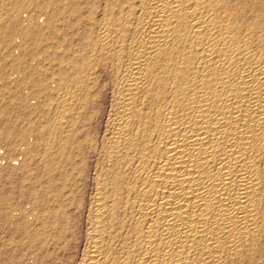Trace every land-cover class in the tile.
<instances>
[{
	"label": "bare ground",
	"instance_id": "6f19581e",
	"mask_svg": "<svg viewBox=\"0 0 264 264\" xmlns=\"http://www.w3.org/2000/svg\"><path fill=\"white\" fill-rule=\"evenodd\" d=\"M30 5L43 7L45 26L23 28L20 11ZM77 8L76 0H0V52L13 33L45 34ZM97 40L98 82L109 75L112 103L99 139L87 244L78 261L65 264H257L264 244V0H99ZM60 50L50 55L58 77L48 100L30 101L40 102L35 111L45 120L32 123L35 141L20 148L26 158L17 191L27 205L10 210L0 197V264H27L28 254L41 264L44 237L61 246L73 236L67 210L83 172L77 138L93 100L86 59L69 67L64 49L67 66H60ZM38 60L32 75L41 87L49 66ZM13 72L1 85L26 81ZM46 103L53 105L48 115ZM3 145L0 166L20 164Z\"/></svg>",
	"mask_w": 264,
	"mask_h": 264
},
{
	"label": "rangeland",
	"instance_id": "374dc122",
	"mask_svg": "<svg viewBox=\"0 0 264 264\" xmlns=\"http://www.w3.org/2000/svg\"><path fill=\"white\" fill-rule=\"evenodd\" d=\"M76 4L78 6L77 10L72 11L71 9H68L69 11L67 10V12H69V14L67 15V17L65 16L66 18L65 17L59 18L58 21L56 22L55 28L52 31L49 29H45L44 31L45 32L48 31V32L45 33L43 31L45 33V34L42 33L43 36L38 34L36 35V37L33 38H30L27 35L24 36L23 34L13 33L14 35L12 34L8 40V44L11 43L10 45H8V50H7L8 52L7 51H6L7 53L0 52V108L4 109L5 111V114L0 115V130H3L7 137L6 142L0 141V144L3 143L7 146L6 147L3 145V148L7 150L6 153H8L10 159L13 158L12 159L13 162L16 161L20 156L22 157V159L20 160V164L18 165L15 164L8 165L9 162H7L6 164L0 166V172L2 174L0 176V197H3V199H5V203H4L6 205L5 207L7 208L8 206L10 210L15 209V207L21 210V203L22 205L23 203L24 205H27V202H23L21 200V197L19 198L17 191L18 188L17 185L20 184L19 173L21 168L24 167L23 161L26 158L23 151L22 152L20 151V148L21 147L29 148L27 144H25L26 143L25 141L28 142L30 147L35 141V136H33L34 140L30 142V138H33L31 136V133L33 131L34 132L36 131L32 123L35 120L42 122L45 120L42 119V117L38 112H36L37 111L36 105H39L40 102L37 101L38 103L32 104L30 103V101L32 99L35 100L43 99L44 97L45 100H48V97L50 95V93L48 92L51 90V88H53L52 86V84L54 83L53 75L58 74L56 72L52 75V72H55L56 70L54 71V69L51 68V63H52V56H50L52 55L51 52L56 48L59 50L60 49L62 50L63 48L62 51L60 50V53L58 52V59L63 57L64 49H66V51L69 53L71 52L70 53L71 57L67 61V62L70 61L69 63H67V65L69 64V67L73 66L71 65L73 62H75L74 63L75 65L77 61L79 60L81 61V59H83L82 57H84V60L85 59L87 60V61L85 60V62H87V66L85 67L87 72L85 71L84 75L88 74L86 76L87 78L86 82L88 85H90L87 87L88 88L91 87V89L89 88L90 89L89 94L92 96L91 100H93V104L86 111V117L84 118L83 123H81V133L78 136L79 139L77 138L78 142H80L81 144L80 147L83 148L81 150V157L78 159V161L80 162L81 160V163L79 164L80 166H82L81 168L83 169L84 173L82 172L81 177H76L77 182L75 183V186H73L72 188L73 192L71 193L72 195L73 194L74 195L72 196L68 190H66L65 192V194L67 193L66 196H68V194L69 197L72 196L70 199H72L73 204L72 207L69 208L70 210L68 209L67 211L68 214L70 212H71L70 214H72L71 217L73 220H71L72 222L70 229L73 232V236L68 241H66L65 244L63 243L64 245L62 244L61 246H59L57 244H53L51 240H48L45 237L43 238L40 235L39 237L43 238L41 241L43 247L42 248L40 247L38 254L39 257L37 259H39L38 261L41 262V264L42 263L65 264V262L71 259L78 261L85 249L84 247L87 244L86 232L88 231L90 225L89 223H91V215L93 208L92 205L96 197L95 192L97 193V185H96L97 182L95 181V178L97 177L96 175L97 170H99V163H98L99 154L97 153V151L99 152V141H100L99 139H101V135H103V132H105L107 128L106 122L108 119V113L112 103V99H111L112 90L111 88L109 89L111 85L108 84L109 86L106 87L107 86L106 84L109 83V75L105 74L104 75L105 78L103 77L104 79L102 78L103 80L101 79L100 80L101 82H98L99 81V77H98L99 50L97 52V50L95 49H99L98 48L99 46H97L99 45V43L97 44L98 42L97 39H99V0H76ZM30 6L31 7L26 6L25 8H22V10L20 11L21 19H23L21 20V25L23 26V28L26 30V28L28 29L36 25L45 26L47 22V17H46L47 15H45L46 12L42 11L43 7L41 8L40 5L38 6L34 5L33 7L32 5ZM62 8L63 10L65 9L63 6ZM45 11H47V9ZM27 47L30 48L28 52L26 50ZM75 57L77 58L75 59ZM38 59L42 60L43 62L41 63L42 65L44 64L43 66H41L40 64V67L49 66L48 68H42V69L44 70L46 69L47 70V71L45 70L46 72H48V69L51 70L50 71L51 73L48 72L50 75L43 70L45 74L44 76L45 79H43L44 86L41 85V87H40L41 83L38 81L39 79H37L38 77L32 75L33 73L32 69L37 67L35 62L39 63L38 61H40ZM71 61L73 62L71 63ZM59 63L60 66H67L66 63L62 62L61 59ZM88 63L90 66L88 65ZM1 69L3 70V73ZM13 69H14L13 73L19 72L21 75H23V77L26 76V81H22L17 87L15 86V84H9L8 82H6L4 85L3 84L1 85V82H5L9 79L7 78V76L4 75L10 73ZM27 75H29L30 77ZM55 75L54 77H58ZM62 79L60 81H63ZM102 85L104 86L103 87L104 89H102ZM61 86L63 87V84H61ZM71 86L72 89H76L73 88L76 86L74 83ZM62 87L61 89H65L64 88L65 86L63 88ZM40 89L41 91L46 89V91L44 90L46 93L43 91L45 93L43 94V92H41ZM25 90H28V93H25L24 92ZM27 98L29 101H26ZM47 104L48 106L43 105L44 107H42L43 109L42 113L46 115H48V113H50L51 110H53L52 109L53 105L50 104L49 107V103H46V105ZM9 143H11L12 147H14L13 150L8 149L9 146L7 144ZM42 145H44V143H42ZM65 146L74 147L72 145L68 146L67 144H65L64 147ZM42 147H48V146H42ZM3 160L6 161V159L2 157L0 164L4 163ZM29 166H31L28 167L30 170L32 171L35 170V164H30ZM5 172L9 174L6 176L4 174ZM65 194L64 197H66ZM60 198H62V196H60ZM28 206H30V204H28ZM28 218H29L28 221L31 223L32 215H29ZM9 228L10 225L9 224L6 225L7 235H9L8 233ZM38 228H39V224H38ZM260 255L262 258L260 259L261 261L259 260L260 262L259 261L257 262V264H264V244L262 246V253ZM26 261L27 264H34L31 254L27 255Z\"/></svg>",
	"mask_w": 264,
	"mask_h": 264
}]
</instances>
